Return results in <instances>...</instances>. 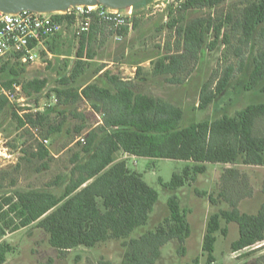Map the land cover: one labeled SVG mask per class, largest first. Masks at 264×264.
Instances as JSON below:
<instances>
[{
	"label": "trees",
	"instance_id": "1",
	"mask_svg": "<svg viewBox=\"0 0 264 264\" xmlns=\"http://www.w3.org/2000/svg\"><path fill=\"white\" fill-rule=\"evenodd\" d=\"M152 1L143 0L132 5L135 8L132 16L134 27L137 13L144 11L139 8ZM172 1L164 10H168V16L172 17L169 27H175L181 37V48L177 53H158L148 57L149 69L138 65L133 79L163 76L172 83H179L178 73L187 57H197L205 47L214 49L218 44L232 46L235 38L236 50L240 53L237 69L227 67L214 87L205 82L200 88L198 108L207 107L225 92L234 72L243 69V51L254 44H257V49L251 56V68L243 89L253 90L264 81V0H243L236 10L196 16L186 22L185 12L214 10L225 0ZM54 17L63 25H74L73 17L69 15L56 14ZM91 17L88 31H73L76 59L68 74L60 78L59 85L51 93L47 92V98L53 94L57 97L53 106L35 117L30 113L21 117L8 99L0 95V114L7 107L11 108L17 127L30 124L44 127L49 113L55 112L60 117L57 123H48L41 132L42 138L31 152L39 159L50 153L43 140L48 141L51 134L62 130L67 118L64 107L85 102L90 107L89 111L100 118L98 126L88 130L83 141H78L81 146L71 159L73 165L68 181L59 195L37 188L15 189L0 195V264L14 250L4 240L6 234L32 224L48 235V243L58 254L78 246L92 248L109 240H119L123 248V264H155L165 243L173 240L178 244V250L183 249V243L191 234L190 208L183 205L176 190L196 182L197 176L207 171V163L236 164L240 161L247 165H264V135L256 129L257 122L264 118L262 102L248 104L233 115L222 114L181 127L184 112L180 106L135 90L132 79H124L109 69L100 74L98 72L102 68L95 72L96 77L99 74L98 81L79 84L88 67L86 60L94 56L92 38L101 26L114 29L96 13H91ZM115 31L121 36L127 33L128 27L121 25ZM58 35L49 43L51 51H57ZM15 63L19 62L0 60V69H8L16 76ZM14 82L18 81L9 79L5 87L9 88ZM46 85V78H32L21 83L23 92L29 96L39 94ZM259 90L264 92V83ZM75 111L70 114L85 120L88 113ZM85 127L84 123H79L74 125V130L81 133ZM117 152L149 159L190 162L181 171L173 172L169 182L163 183L159 179L164 188L172 192L166 202L168 214L153 228L134 238L130 237L133 230L147 224L158 201V192L145 182L141 173L129 168L125 159L116 160ZM245 180V173L229 167L224 169L217 191L196 190L198 196L207 197L211 206L227 204L212 211L206 220L201 244L206 264L215 262L216 242L219 235L227 237L230 223H236L238 230L237 238L230 242L231 252H241L264 242V202L255 213L239 208L242 198L252 193ZM251 252L240 253L238 258ZM260 261L264 263V255L257 258V262Z\"/></svg>",
	"mask_w": 264,
	"mask_h": 264
},
{
	"label": "rangeland",
	"instance_id": "2",
	"mask_svg": "<svg viewBox=\"0 0 264 264\" xmlns=\"http://www.w3.org/2000/svg\"><path fill=\"white\" fill-rule=\"evenodd\" d=\"M242 1L225 0L214 10H189L184 13V22L196 16L236 10V6H241ZM136 19V26H133L132 20L127 33L121 36L117 34L115 28L111 29L109 26H101L98 29L92 38L91 49L94 56L86 60L88 67L80 77L79 84L98 81L99 74L109 69L124 79H132L135 90L158 96L180 106L184 112L181 127L193 121L220 117L222 114L233 115L248 104L264 103V92L259 90L264 81L253 90L243 89V83L251 68V56L257 49V44H254L252 48H245L243 51L245 55L243 69L234 72L225 92L207 107L198 108L201 86L205 82H210L211 87H214L216 80L222 76L227 67L233 66L237 69L240 63V53L236 50L235 38L232 40V46L218 44L214 49L205 47L197 57H187L182 71L178 73L181 79L179 83H172L163 76H147L143 80L133 79L138 65L145 70L149 69L150 64L146 60L148 57L158 53H177L181 48V37L177 35L176 28L169 27L172 17L168 16V10L157 11L153 15L141 10L140 14L137 13ZM63 27L62 33L58 35L60 39L56 43L57 51L49 49L52 37L46 43L50 55L42 53L40 59L33 63H15L18 73L16 76L9 73L8 69H0V95H4L3 90L8 89L5 83L11 78H15L19 84L32 78L47 79V85L39 94L32 96L23 94L24 106L19 105L21 109L26 110L23 115L29 114L27 109L31 108V102L35 107V103L41 105L47 100V92L51 93L52 89L59 85L60 78L68 74L72 62L76 59V42L73 38V31L76 32V29L74 25L64 24ZM139 61L140 63L137 64L136 62ZM100 68L102 70L96 77L95 72ZM64 108L66 109V121L61 132L53 133L48 138L46 145L50 153L44 159L32 156L31 152L36 149L38 140L42 138L41 132L44 131L45 126L48 123L54 124L59 121L58 114L49 113L44 127H35L30 124L21 128L16 126L17 121L12 115L11 108L7 107L0 114V148L6 147L11 154L10 157H5L3 151L0 150V195L10 193L15 189L28 188L49 190L57 195L62 192L72 168L71 159L81 146L78 144V138L84 137L88 130L98 126L97 121L100 119L89 111L90 107L85 102ZM13 110L16 112L15 107ZM72 110L88 113L84 117L85 120H82L85 122L72 116L70 114ZM79 123L86 125L81 133L74 130V125ZM256 129L264 135V118L257 122ZM116 159H125L129 168L141 173L145 182L158 192V201L149 215L147 224L133 230L130 237L134 238L153 228L168 214L166 202L172 192L165 189L159 179L163 183L169 182L173 172L181 171L190 162L175 159H149L123 154L116 155ZM44 163L47 167L42 166ZM229 167L245 173V182L252 189L251 195L243 197L240 201V210L255 213L259 209L264 202V165H247L240 161L236 164L207 163V171L198 175L196 182L175 191L183 205L190 208L188 219L191 234L189 238L183 243V249L179 248V250L175 241L165 243L161 247V257L155 264H206L205 257L201 254L206 220L212 211L218 207H226L227 204L211 206L207 197L198 196L196 190L217 191L221 175L224 169ZM237 236V224L230 223L227 237L223 238L219 235L215 246L216 260L212 264H242L244 262L264 264L262 261L257 262V258L264 255V242L241 252H231L230 242ZM4 240L9 242L14 250L7 254V259L3 264H100V262L123 264V248L119 240H109L92 248L78 246L63 254H58L57 250L48 243V235L35 224L8 232ZM246 251L252 252L246 257L238 258V254Z\"/></svg>",
	"mask_w": 264,
	"mask_h": 264
},
{
	"label": "built area",
	"instance_id": "3",
	"mask_svg": "<svg viewBox=\"0 0 264 264\" xmlns=\"http://www.w3.org/2000/svg\"><path fill=\"white\" fill-rule=\"evenodd\" d=\"M169 2L172 0H153L140 9H143L146 14L153 15L157 11L163 12ZM93 12L117 29L121 25L131 27L134 8L130 6L117 9L102 4L93 6L76 4L69 6L64 11L54 12H40L30 9L17 12L0 11V60L12 59L23 64L36 62L42 53L50 55L46 48L47 41L62 33L64 28L63 23L55 19L54 16L64 14L73 17L76 33H81L88 31L92 19L91 13ZM3 93L22 117L26 110L19 107V105L24 106L23 101L25 99L21 84L14 82L7 90H3ZM56 102L57 97L53 94L41 105L35 103V107H33V102H31V108L27 109V112L35 117L37 113L44 111ZM83 139L82 136L78 138L80 141ZM43 142L47 143V140H43ZM0 150L3 151L5 157L11 156L6 147L2 146Z\"/></svg>",
	"mask_w": 264,
	"mask_h": 264
},
{
	"label": "water",
	"instance_id": "4",
	"mask_svg": "<svg viewBox=\"0 0 264 264\" xmlns=\"http://www.w3.org/2000/svg\"><path fill=\"white\" fill-rule=\"evenodd\" d=\"M143 0H0V11L17 12L30 9L40 12L64 11L69 6L102 4L110 8L124 9Z\"/></svg>",
	"mask_w": 264,
	"mask_h": 264
},
{
	"label": "crops",
	"instance_id": "5",
	"mask_svg": "<svg viewBox=\"0 0 264 264\" xmlns=\"http://www.w3.org/2000/svg\"><path fill=\"white\" fill-rule=\"evenodd\" d=\"M142 5H144V4H142ZM133 75V74H132ZM118 154H122V153H120V152H117L116 154H115V159H116V155H118ZM54 156H56V155H54ZM117 160V159H116ZM73 165V164H72Z\"/></svg>",
	"mask_w": 264,
	"mask_h": 264
}]
</instances>
